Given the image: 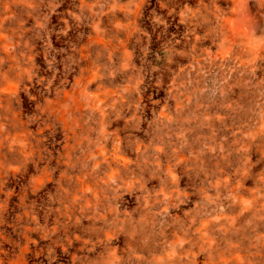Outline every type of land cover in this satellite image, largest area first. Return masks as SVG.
<instances>
[{
  "label": "rangeland",
  "instance_id": "1",
  "mask_svg": "<svg viewBox=\"0 0 264 264\" xmlns=\"http://www.w3.org/2000/svg\"><path fill=\"white\" fill-rule=\"evenodd\" d=\"M0 264H264V0H0Z\"/></svg>",
  "mask_w": 264,
  "mask_h": 264
}]
</instances>
